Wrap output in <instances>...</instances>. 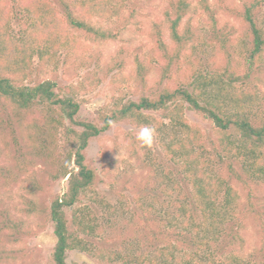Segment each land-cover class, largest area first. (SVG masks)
I'll use <instances>...</instances> for the list:
<instances>
[{"label": "trees", "instance_id": "16d2710c", "mask_svg": "<svg viewBox=\"0 0 264 264\" xmlns=\"http://www.w3.org/2000/svg\"><path fill=\"white\" fill-rule=\"evenodd\" d=\"M126 1L22 0L19 4L28 24L18 34L12 25L10 0H0V131L10 127L14 144L30 153V162H43L50 182L66 178V189L45 206L37 196L48 186L41 185L38 173L33 172L26 188L29 196L23 200L26 215L43 216L53 224L55 244L49 264H69L72 251L83 260L71 264H87V255L96 251L92 240L103 237L105 229L97 212L83 204V195L93 189L96 177L86 162V150L91 139L115 123L128 121L137 129L155 128L166 162L180 177L179 181L169 172L167 184L173 181L180 197L164 230L158 227L148 234L164 241L155 252H142L134 236L99 257L116 264H247L246 255L235 248L244 246L242 231L249 218L247 210H239L237 184L243 183L250 191L264 182V91L255 89L254 82L243 83L244 87L240 81L264 67V16H260L264 0H247L240 12L250 37L244 43L246 54L241 55L245 71L230 63L233 58L229 57L221 72L197 71L185 82L166 83L136 99L116 97L110 104L98 103L93 106L94 119L81 115V102L70 87L62 89L52 79L29 81L35 56L44 62L55 61L61 53L70 58L89 51L88 39H117L119 31L110 24L115 18L124 27L129 24ZM166 1L164 19L155 24L160 50L169 58L161 66L163 75L168 64L179 62L188 50L192 26L190 19L187 26L183 22L195 9L192 0ZM200 5L211 9L209 0H201ZM164 30L173 42L170 53ZM187 109L211 123L213 137L204 139L202 129L186 116ZM207 142L226 170L224 176L208 161ZM247 202L249 211L256 212L250 194ZM94 203L112 208L104 199ZM11 223L15 224L11 220L0 226V234L4 229L13 231L16 225Z\"/></svg>", "mask_w": 264, "mask_h": 264}, {"label": "rangeland", "instance_id": "374dc122", "mask_svg": "<svg viewBox=\"0 0 264 264\" xmlns=\"http://www.w3.org/2000/svg\"><path fill=\"white\" fill-rule=\"evenodd\" d=\"M21 1L10 0L12 25L18 34L28 24L19 4ZM52 1L55 3V0ZM246 1L209 0L211 9L208 11L201 8V0H192L195 9L183 22L187 26L190 19L192 26L188 50L180 55L179 62L174 60L168 64L169 70L163 75L161 66L169 58L160 50V36L155 34V24L164 19L163 10L167 1L127 0L124 14L130 19L129 24L124 27L116 18L110 24L115 31H119L117 39H88L89 51L70 58L61 53L55 61L44 62L35 56L29 81L35 83L52 79L62 89L70 87L81 102V115L94 119L93 106L98 103L110 104L116 97L136 99L143 92L150 94L158 91L166 83L185 82L197 71L221 72L223 66L228 65L229 57L233 58L230 63L245 71L246 60L241 55L246 54L244 43L248 44L250 37L240 12ZM59 9L62 10L61 7ZM260 16H264V9ZM162 34L170 53L173 42L168 37V31L164 30ZM228 52L233 54L232 57L226 56ZM255 72L256 75L249 80L242 79L240 84L254 82L255 89L264 91V67ZM186 116L202 129L206 141V138L213 137L212 125L202 115L187 109ZM138 131L128 121L115 123L108 131L91 139L86 150V162L95 171L96 177L93 189L83 195V204L97 212L105 229L103 237L101 235L92 240L96 251L87 255V264H116L108 258L101 259L99 255L131 242L134 236L139 238L142 252H155L164 241L148 238L150 230L156 231L158 227L164 230L172 212L177 210L180 196L173 187L174 182L169 186L166 177L169 172L174 176L177 170L166 162L160 141L155 138L150 147L146 146L136 139ZM206 144L208 161L213 170L224 176L226 170L218 164L220 160L211 144ZM30 160V153L14 144L10 127L4 126L0 131V226L13 220L15 224L11 225H16V228L13 231L4 229L0 234V264H49L51 260L55 244L53 224L43 216H27L23 200L24 196H29L26 188L33 172L38 173L41 185L48 186L37 196L45 206L57 193L66 189V178L50 182L46 179L43 162ZM175 177L180 181L179 176L175 174ZM231 178V182L236 184V178ZM237 187L241 194L239 210H247L249 218L242 231L244 246L237 245L235 248L246 255L247 264H264V182L254 185L250 191L241 182ZM249 194L256 212L249 211ZM101 199L111 204L112 208L103 209L94 203ZM228 245L229 241L226 251ZM76 253L71 252L69 264L72 260H83Z\"/></svg>", "mask_w": 264, "mask_h": 264}, {"label": "clouds", "instance_id": "9594fccd", "mask_svg": "<svg viewBox=\"0 0 264 264\" xmlns=\"http://www.w3.org/2000/svg\"><path fill=\"white\" fill-rule=\"evenodd\" d=\"M156 130L153 127L144 126L136 133V139L146 146H151L155 139Z\"/></svg>", "mask_w": 264, "mask_h": 264}]
</instances>
